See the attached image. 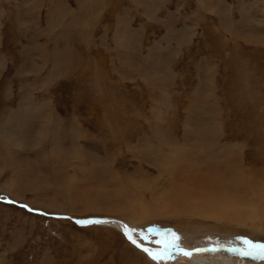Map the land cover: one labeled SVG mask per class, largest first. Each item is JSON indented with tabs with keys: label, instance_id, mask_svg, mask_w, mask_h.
Wrapping results in <instances>:
<instances>
[{
	"label": "rangeland",
	"instance_id": "rangeland-1",
	"mask_svg": "<svg viewBox=\"0 0 264 264\" xmlns=\"http://www.w3.org/2000/svg\"><path fill=\"white\" fill-rule=\"evenodd\" d=\"M257 244L264 0H0V264H264Z\"/></svg>",
	"mask_w": 264,
	"mask_h": 264
},
{
	"label": "bare ground",
	"instance_id": "bare-ground-1",
	"mask_svg": "<svg viewBox=\"0 0 264 264\" xmlns=\"http://www.w3.org/2000/svg\"><path fill=\"white\" fill-rule=\"evenodd\" d=\"M27 114V113H26ZM16 116V115H15ZM22 116V115H21ZM20 116V117H21ZM13 117V116H12ZM28 116H23V119L20 121L21 122V124L19 123V122H16L12 127H10V126H7L4 130H3V137H4V139H11V138H18V137H15V133H17L18 131H19V129H18V123H19V125H26L27 124V122H28V118H27ZM24 118H27V119H24ZM14 119H15V117H14ZM18 118L16 117V120H17ZM20 119V118H19ZM9 120H11V119H9ZM8 120V121H9ZM31 120V119H30ZM9 125H11L10 124V122H9ZM14 128V129H13ZM24 129V128H23ZM11 134H13V135H11ZM31 137L33 138L34 137V135H32V133H29L28 135H26L24 138H26V139H31ZM8 140V141H9ZM16 141L19 143L20 142V139H16ZM15 142V141H14ZM17 144V143H16ZM20 145V144H19ZM33 144H31L30 146H32ZM28 146V145H27ZM256 190H258V188L256 189ZM86 219H88V218H86ZM86 219H83V220H86ZM106 219H108V222H104V221H101V222H99V223H102V224H107V225H117L118 227H120V229L128 236V237H131V240L132 241H135V244L136 245H139V247H141V248H145L144 246H142L137 240H136V238H134V236L132 235V233H131V229H130V227L128 226V225H126L124 222H122L121 220H119V219H113V221H110L112 218H105L104 217V219H102V220H106ZM76 220H79V219H76ZM120 221L122 222V223H120ZM124 223V224H123ZM82 224V223H81ZM154 254H156V253H154ZM250 256V255H249ZM158 257H163V256H158ZM244 258H246V259H249L250 257H248V256H246V257H244ZM238 263H241L242 261L240 260V259H237L236 260ZM241 261V262H240ZM198 264H200V263H198ZM202 264H207V263H203L202 262ZM211 264H217V263H211Z\"/></svg>",
	"mask_w": 264,
	"mask_h": 264
},
{
	"label": "water",
	"instance_id": "water-1",
	"mask_svg": "<svg viewBox=\"0 0 264 264\" xmlns=\"http://www.w3.org/2000/svg\"><path fill=\"white\" fill-rule=\"evenodd\" d=\"M102 219H104V217H89L86 220L82 219V220H76V221L78 223H82V224L91 223L93 221H100V222L104 221L105 223L108 222V219H106V220H102ZM110 221H113V219H111ZM120 223H122V222L120 221ZM145 229H146V231L149 232L150 235L155 236V237L162 236V235H164V236L165 235H171L175 231L173 227H162L158 223L148 225Z\"/></svg>",
	"mask_w": 264,
	"mask_h": 264
},
{
	"label": "snow or ice",
	"instance_id": "snow-or-ice-1",
	"mask_svg": "<svg viewBox=\"0 0 264 264\" xmlns=\"http://www.w3.org/2000/svg\"><path fill=\"white\" fill-rule=\"evenodd\" d=\"M100 221H93V223H99ZM129 239H131V237H129ZM179 237L178 236H176L175 237V240L176 241H179ZM134 244H135V241H132ZM246 244H251V241H248V240H245L244 241ZM137 247H139V245H137ZM253 247L254 248H257V249H259V248H264V246H262V245H259V244H257V245H253ZM143 251H145L146 253L147 252H149V250L147 249V248H144V249H142ZM196 251H200V249H196ZM186 256H191L192 255V253L191 252H185L184 253ZM243 254L244 255H252L253 253L252 252H249V251H245V252H243ZM260 253H256V255H259ZM149 255H151V253H149ZM156 257L155 256H153V259H155Z\"/></svg>",
	"mask_w": 264,
	"mask_h": 264
},
{
	"label": "crops",
	"instance_id": "crops-1",
	"mask_svg": "<svg viewBox=\"0 0 264 264\" xmlns=\"http://www.w3.org/2000/svg\"><path fill=\"white\" fill-rule=\"evenodd\" d=\"M3 178H4V177H3ZM3 178H2V179H3ZM2 179H1V180H2Z\"/></svg>",
	"mask_w": 264,
	"mask_h": 264
}]
</instances>
